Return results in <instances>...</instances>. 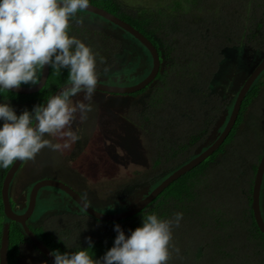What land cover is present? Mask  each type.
Returning <instances> with one entry per match:
<instances>
[{
  "label": "trees",
  "instance_id": "trees-1",
  "mask_svg": "<svg viewBox=\"0 0 264 264\" xmlns=\"http://www.w3.org/2000/svg\"><path fill=\"white\" fill-rule=\"evenodd\" d=\"M90 3L105 8L136 27L157 46L162 55L163 73L157 77L161 84L153 86V107L146 117L143 116V119L156 118L158 121L167 112L169 118V121H160L159 131H155L154 135L160 144L155 165L161 169L163 176L158 172L156 180L148 188V192H152L170 174L197 156L195 150L212 129L222 103L211 96V90L225 61L224 50L230 48L242 52L245 47H250L257 52L264 51V0H172L168 5L169 11L159 9L157 14L150 16L129 13L120 7L117 0H90ZM161 25H167L163 33ZM175 25H179L181 31L169 37ZM69 32L77 37L81 34L72 25ZM143 48L149 53L152 65L150 52ZM67 79V69L51 67L47 83L39 92L19 94L0 90V103H11L19 115L25 108L30 110L32 104L46 103ZM148 87L133 95L145 93ZM254 106L259 110L246 118L247 112ZM232 108L233 105L229 113ZM206 109L209 110V120ZM251 118L253 121L249 122ZM248 122L250 129L247 131ZM260 129L264 131V71L246 94L237 122L224 143L135 216L117 222L98 220L99 224L106 226L105 235L92 241L94 249L88 248L89 253L94 258H100L113 246L117 235L114 230L116 223L128 234L129 230L140 226L146 214L155 212L161 218H171L179 211L183 213V218L179 226L173 228L170 249L173 255L168 264H264V234L252 208L254 181L264 155V148L257 145L264 136L257 139ZM177 133L178 143L170 142L168 136ZM205 149L203 147L202 151ZM13 163L8 168H0V248L4 223L9 220L5 215L2 187ZM263 194L264 181L262 199ZM229 197L231 206L238 204V200L241 202V197L243 201L240 205L243 207L226 210L225 203ZM237 209L239 213H236ZM12 223L9 264H18L22 254L21 244L32 241L18 223ZM32 230L52 251L75 252L89 246L63 242L62 238L45 232L43 228ZM34 247L38 250L36 253L48 262L37 246ZM180 250L184 259L177 262Z\"/></svg>",
  "mask_w": 264,
  "mask_h": 264
},
{
  "label": "clouds",
  "instance_id": "clouds-1",
  "mask_svg": "<svg viewBox=\"0 0 264 264\" xmlns=\"http://www.w3.org/2000/svg\"><path fill=\"white\" fill-rule=\"evenodd\" d=\"M89 3L90 0H0V90L37 85L46 65L68 70L64 86L46 103L34 105L31 110L25 108L19 115L11 103H0V168H8L17 160H31L45 147L52 151L71 149L80 139L73 124L86 120L93 110L91 102L100 76L99 53L71 35L69 26L83 19L79 14ZM81 93L82 99H74ZM52 138H58V142ZM182 218L179 211L171 218L152 212L128 234L116 223L113 246L102 257L94 258L89 253L88 248L94 249V244L88 237L89 246L79 251L53 250V264H168L173 228Z\"/></svg>",
  "mask_w": 264,
  "mask_h": 264
},
{
  "label": "rangeland",
  "instance_id": "rangeland-1",
  "mask_svg": "<svg viewBox=\"0 0 264 264\" xmlns=\"http://www.w3.org/2000/svg\"><path fill=\"white\" fill-rule=\"evenodd\" d=\"M117 1L120 7L122 9H126L127 12L130 13V11H132L134 14H140L142 16L157 14L159 9L169 11L170 7L168 5L172 2V0ZM161 2H163V4ZM164 5L166 6L164 7ZM86 13L87 11H84V13L81 12L79 15L82 16L83 19L73 21L70 25L74 26L75 30H79V32L81 31L78 38L83 40L86 44L91 45L93 50L99 53L97 58L99 73L111 74L120 80L133 79L130 82H120V85L128 86L136 84L140 77H143L148 72L151 65L148 64L149 55L147 56L144 53L142 50L144 48L141 49L143 46L133 43L129 40L130 37L124 36L120 33L121 31L119 32L114 29L118 37H122V39L128 37L125 41L126 44L122 45V41H120L118 37H112L113 33H106L109 24L102 21L101 17H92L87 15L89 12L87 14ZM166 28L167 25H161V32L163 33ZM179 28H181L179 25H175L173 29L174 32L170 33V31H168V33H170L168 36L173 37L176 33H180L181 29L179 30ZM184 36H186V34ZM117 42L119 45H117ZM114 49H118V54L116 55L118 59L111 57V52L112 50L114 52ZM247 52L248 53L244 58L240 56L237 50H231L230 48L224 50L227 62L225 61L222 63V66H220L219 76H221L222 73L226 72L228 69L229 70L227 72L232 73L237 66L243 68V73L249 76L263 60L264 51L257 52L249 47L247 48ZM108 54L111 55L110 57L113 60L109 58ZM101 57L103 58L102 62L100 61ZM105 69L107 70L105 71ZM236 79H238V77H236ZM158 81L159 78L156 79L153 84L151 83L149 87L155 84V86L161 84V82L159 83ZM153 90L154 87L147 90V92L141 96L139 95L136 97L129 96L131 94H112L108 92L96 91L93 101L91 102L93 104V109L97 110L96 113H94L95 118H87L81 122L83 124L82 126H77L80 139L72 145L71 149L52 151L51 149L45 147L41 149L33 159L25 160L21 169L17 172L12 184L14 187L13 189H15L13 197L18 196V194L15 193L19 192L18 187L20 185L23 186L27 183H31V185H33L35 183L34 180L37 178L47 177L48 179L61 181L72 187L78 193L86 195L92 199L96 205H98H94V208L101 212H122L123 209L121 207L115 206L118 201L117 198H119L118 196H127L136 189L145 188L146 184H152L156 180V176L159 174L158 172L161 171V169L156 168L155 165L160 144L157 142L158 140L154 135L155 131H159V125L161 122L169 121V118L166 112L159 118L158 121L156 118H153L152 120L143 119V116L146 117L147 112L152 110L154 101L153 98L155 96V92ZM82 98L83 93L79 94V96L74 99L78 100ZM34 105L36 104L31 105L30 110ZM255 110L258 111L259 109L256 106L252 107L251 110L247 112L246 118H248V116L251 117V115L255 113ZM91 114L92 113H89L88 115ZM105 120L114 123L115 125L112 124V126L114 128L116 127L117 130H120V137L123 139L126 138V144L113 146L114 148L109 150L110 152L107 151L112 145L110 140L104 139L105 141H103L101 139L102 142L99 143L100 140L97 138L98 134L95 132V138H92L94 133L90 132L92 129L87 131L86 126L88 125L92 128L96 126L97 129L100 127L99 121L105 122ZM251 120L253 121L251 118L249 119V122H251ZM88 122L89 124H87ZM249 122L247 123V131L250 129ZM263 135L264 131L260 129L257 139H260ZM168 137L170 142L178 143L179 141L178 133L176 135L172 134ZM52 139L54 142H58V138ZM85 139H87V142H85ZM106 141L107 143H105ZM257 145L259 148H264V136L260 139V142ZM105 148H107V153H105L106 155L103 154L105 152ZM161 173L163 172H160V174ZM35 175L36 177H34ZM161 176H163V174H161ZM55 189L57 188L47 187L48 192ZM230 198L231 197L226 199V210L232 211L237 206L238 208L243 207V205H240L243 201L241 197V202L238 200V204H232L234 207L229 205L232 203ZM45 201L46 203H43ZM42 203L43 207L41 206ZM52 203L53 202L48 201L47 197L39 203L38 208L42 207L43 212L35 221H33V223L39 222L36 226H39L44 223L45 220L48 221L52 218L50 216L56 212L55 206H52ZM262 203L264 214V194ZM236 213H239V209H237ZM75 219L76 224L80 228V232L78 234H74V241L71 242L74 246L78 245L79 240H88V237L95 240L100 236L105 235L106 226H103L98 222L96 224L94 220L86 219L83 216H76ZM184 246H187V244ZM178 248L180 249V246H178ZM181 249L185 251V249ZM182 250H180L177 262L184 259V253ZM18 264L49 263L45 260V258L39 256L36 252L33 253L30 251H23L20 255Z\"/></svg>",
  "mask_w": 264,
  "mask_h": 264
},
{
  "label": "water",
  "instance_id": "water-1",
  "mask_svg": "<svg viewBox=\"0 0 264 264\" xmlns=\"http://www.w3.org/2000/svg\"><path fill=\"white\" fill-rule=\"evenodd\" d=\"M84 11L96 14L99 17L104 18L108 22L118 26L120 29L131 34L138 41H140L144 47L147 48L153 60V67L151 72L148 74V76L145 79L141 80L140 82L130 86H118V85L104 84L102 82V79L99 78L97 90L111 92L115 94H132L141 91L145 89L147 86H149L158 76L162 65V61H161L162 55H160L159 50L155 46V44L136 27L126 22L125 20L121 19L117 15L109 12L105 8L89 3L88 8ZM41 70H42L41 79L37 85L34 86L21 85L19 88H13L11 91L19 94H34L39 92L47 83V80L50 75L51 67L46 65L45 68ZM263 71H264V58L258 64V66L252 71V73L248 76L247 80L245 81L242 89L239 92V95L237 96L231 114L229 112H226L221 117V119L218 120L213 135L210 137L211 140L214 139L215 141L212 144H210V139L207 140L202 145V147L199 150H197L196 157H194L192 160H190L189 162H187L186 164L175 170L166 179H164L163 182H161L159 186H157L152 192L149 193L147 192L148 194L146 198L140 196L138 197L137 200L132 201V204L125 211L119 213H113V214L103 213L93 208L88 202H86L81 197V195L77 191H75L69 185L54 179H44L39 181L33 187L29 204L23 207V209L25 207L27 208L26 212L23 214H18L13 208L10 197L11 183L19 167L23 163V161L17 160L14 162V164L8 171L2 187V196H3L4 210L6 217L9 220L17 222L20 225H22L25 235L46 256L49 262L53 264L54 257L51 255L52 250L36 236L35 232L29 227L27 223V220L34 213L36 207L37 195L41 188L56 187L58 189H61L66 194H68L73 200H75L87 213H89L91 216H93L94 218L100 221L117 222L135 216L136 214L141 212L144 208H146L151 202H153L174 181H176L181 176L192 170L194 167L198 166L208 157H210L224 143V141L229 136V134L231 133L237 122L238 116L241 112L242 103L244 98L246 97V94L248 93L252 84L262 74ZM63 86H61L54 94L58 93ZM229 114L230 117L227 121V117L229 116ZM226 121L227 123L223 131L220 133V135L216 136L215 134L219 132L220 128L225 124ZM203 147H206L204 151H202ZM263 181H264V155L262 157V160L259 164L256 173V177L254 181L253 197H252L253 199L252 208L254 211V216L260 230L264 234V214L261 203V199H262L261 191H262ZM10 229H11V223L6 222L4 224L2 243L0 248V264H9L8 254H9V245H10Z\"/></svg>",
  "mask_w": 264,
  "mask_h": 264
},
{
  "label": "flooded vegetation",
  "instance_id": "flooded-vegetation-1",
  "mask_svg": "<svg viewBox=\"0 0 264 264\" xmlns=\"http://www.w3.org/2000/svg\"><path fill=\"white\" fill-rule=\"evenodd\" d=\"M83 13H84V11H83ZM87 15H90L92 17L99 18V16H97V15L96 16H93L92 13H89ZM101 20L102 21H105L107 24H109V27H107L108 30H107L106 33H108V32L109 33H113L112 37H118V35L114 31V29H115V30H118L119 32L121 31L120 33L123 34L124 36L130 37L129 40H131L133 43H137L128 33H126L125 31H123L119 27L114 26L113 24H111L110 22H107L103 18ZM128 37L123 38V39H122V37H118V39L120 41H122L121 43H122V45H124V44H126L125 41L127 40ZM117 45H119L118 42H117ZM142 48L143 47H141V49ZM117 50L118 49H114V52L112 50V52H113V53L111 52V55L112 56L108 54L109 55V58L114 57V58H117L118 59V57L116 56L118 54L117 53ZM142 50L144 51V53L147 56L149 55V53L146 50H144V49H142ZM236 50L239 52L240 56L241 57H244V58H245L246 54L248 53L247 52V47H245L242 52L239 51L238 49H236ZM230 52H234V51H230ZM148 61H149L148 64L150 65L151 64V62H150L151 61L150 56L148 57ZM225 61H226V54H225ZM151 66L152 65H150V69L148 70V72L143 77H140V79L138 78L139 79L138 82H140L141 80H143V79H145L147 77V75L150 73V71L152 69ZM228 70H226V72L222 73L221 76H219V74H218L219 77L217 76L215 78V80H214L215 82L213 83L214 84V87H213V90H211V96H214L215 99H218L219 100L218 102L220 104L222 103L221 104L220 113L218 114L217 118L215 119V123H214L212 129L206 134V138H205L204 142L202 144H200V146L195 150V153L213 135V132L215 130V127H216V124H217L218 120H220L221 117L226 112H229L230 107L232 105L234 106V104L236 102V99H237V96L239 95L240 90L242 89L245 81L248 78V75L243 73L242 70H244V69L241 68V67H238L237 66L236 69L233 70L232 73L227 72ZM161 73H163V66H162V68H161V70L159 72V75ZM236 77H238V79H236ZM99 78L102 79V82L104 84L118 85V86H127V85H120V82H130V81L133 80V79L120 80V79H117V77H114L113 75H111V74L109 75L107 73L100 74ZM128 86H130V85H128ZM153 86L148 87V90L152 89ZM96 91H101V90H96ZM102 92H105V91H102ZM108 93H111V92H108ZM112 94H115V93H112ZM133 94L134 93H132L131 95H129V94L128 95L129 96H132V97L139 96V95H133ZM96 111H97L96 109H93L90 112L92 114L91 115H88L87 118L88 119L95 118V114L94 113H96ZM205 111H206V116L208 118L207 120H209V112H208L209 110L206 109ZM230 114L227 117V121H228V119L230 117ZM227 121L225 122L224 126H222L221 128L225 127ZM99 122H100V127L97 128V129H96V126L93 127L94 129L92 127L88 126V125H86V126H87V131H89L90 129H92V130H90V132H93L94 133V136L92 138H95V132L98 134V137L97 138L100 140L99 143H101L102 140L103 141L110 140V142H111L112 145L109 147L108 150H107L108 147L104 149L105 150V152L103 153L104 155H106L105 153H107L106 150L107 151L112 150L114 148L113 146H116V145L118 146L119 144H126V141H125L126 138L123 139L122 137H120V134H121L120 130H117L116 127L114 128L112 126V124H114V123L108 122L106 120H105V122L104 121H99ZM87 124H89V122ZM78 125H81L82 126L83 124L81 123V121H77V122H75L73 124V128L78 129L77 128ZM221 128H220L219 132L215 134L216 136L220 135V133L223 131V130H221ZM87 139H89V138H87ZM87 139H85V142H87ZM210 141H213L214 142L215 140L214 139L213 140L210 139ZM105 143H107V141ZM24 161H23V163H24ZM23 163L19 167L18 171L21 169ZM38 174H40V173H38ZM34 177H36V175ZM44 179H48V178L47 177H43V178L42 177H39V178H37L36 180H34L35 183L33 185L35 186L39 181L44 180ZM13 181H14V179H13ZM13 181H12L11 187H10L11 202H12L13 208L16 211V213L23 214L27 210L26 207L24 209H23V207L25 205H28L29 204L30 197H31V192H32V189H33L34 186L31 185V183H27L26 185H23V186L20 185L18 187L19 192H16L15 193V194H18V196L17 197L16 196L13 197V193L15 192L14 191L15 189H13L14 187L12 186ZM150 185L151 184H146L145 185V188L136 189L134 192H131L127 196H125V195L124 196L123 195H119L118 196L119 198H117L118 199L117 204L115 206H119V207H121L123 209V211H125L132 204V201L137 200L138 197H140V196H142L143 198H146L147 197V194L149 193L148 192V188H149ZM80 195H81V197L86 202H88L94 208V205H96V204L94 203V201L92 199H90L89 197H87L84 194H80ZM46 197L48 198V201L49 202H53L52 203V206H55L56 212L50 216L52 218H50L48 221L45 220L44 223L40 224L39 226H36V224H38L39 222L33 223V221H35L38 218V216H40L42 214V212H43V209H42L43 203H46V201L42 203V205H41L42 207L41 208H38L39 207V203H41V201H43L44 198H46ZM262 200L263 199H261V202H262ZM96 206H98V205H96ZM113 209H116V208H113ZM117 209H119V208H117ZM107 214H109V213H107ZM76 216H83L86 219L94 220L96 222V224L98 222V219L94 218L89 213H87L75 200H73L68 194H66L61 189H58L57 188L55 190H52L51 192H48L47 191V187H44V188H41L39 190V192H38L37 200H36V207H35L34 213L27 220V223H28V225H29V227L31 229H40V228H43L45 230V232H51V233L55 234L56 236H58L60 239L62 238L63 242H69V243H71L72 241H74V239H73L75 237L74 234H78L80 232V228L76 224V219H75ZM7 222H10L11 224H13L12 222H14V221H10V220L8 221L7 220ZM20 226L23 229L22 225H20ZM23 232H24V230H23ZM92 241L93 240L91 239V242ZM79 244L87 247L89 245V240H84V239L79 240L78 241V245ZM34 245L35 244L33 242L32 243H22L21 244V252H23V251H30V252L35 253L38 250L34 247ZM39 252L42 253L41 251H39ZM48 262H49V260H48Z\"/></svg>",
  "mask_w": 264,
  "mask_h": 264
}]
</instances>
